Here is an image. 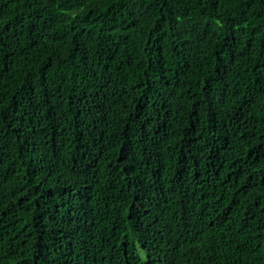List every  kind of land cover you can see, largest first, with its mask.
<instances>
[{
  "label": "trees",
  "instance_id": "trees-1",
  "mask_svg": "<svg viewBox=\"0 0 264 264\" xmlns=\"http://www.w3.org/2000/svg\"><path fill=\"white\" fill-rule=\"evenodd\" d=\"M0 264H264V0H0Z\"/></svg>",
  "mask_w": 264,
  "mask_h": 264
}]
</instances>
